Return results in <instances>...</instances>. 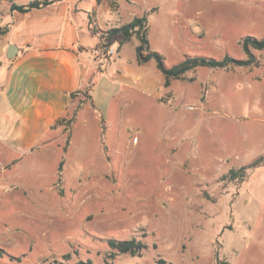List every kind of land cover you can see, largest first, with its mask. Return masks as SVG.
Listing matches in <instances>:
<instances>
[{
  "label": "rangeland",
  "instance_id": "1",
  "mask_svg": "<svg viewBox=\"0 0 264 264\" xmlns=\"http://www.w3.org/2000/svg\"><path fill=\"white\" fill-rule=\"evenodd\" d=\"M7 4L0 0V12ZM263 7L264 0H129L121 16L147 12L149 43L171 68L186 56L247 59L242 39L264 38ZM253 53L258 66L185 74L179 81L191 91L173 102L175 114L150 103L121 111L115 102L100 119L66 120L56 154H16L13 164L0 154V264L65 255L69 264H104L110 241L131 239L148 249L115 264H264V193L249 189L262 183L254 174L264 166V50ZM242 168L243 180L229 178Z\"/></svg>",
  "mask_w": 264,
  "mask_h": 264
},
{
  "label": "crops",
  "instance_id": "2",
  "mask_svg": "<svg viewBox=\"0 0 264 264\" xmlns=\"http://www.w3.org/2000/svg\"><path fill=\"white\" fill-rule=\"evenodd\" d=\"M32 1L1 0L8 4L0 12V154L10 157L8 163H14L16 154H56L63 150L62 121L73 118L75 125L79 119L82 124L90 117L100 119L103 110L108 116L115 102L121 104V111L129 102L150 103L172 114L179 110L173 102L191 89L179 80L166 87L155 60L140 62L137 36L122 46L112 45L115 54L106 57L99 49L101 39L90 25L92 17L106 32L146 11L133 12L124 21L121 7L129 0H47L50 5L30 12L11 10L12 4ZM260 11L264 14V7ZM257 23H264L263 16ZM10 46L15 47L12 59L8 58ZM149 48L152 50L150 43ZM121 134L111 138L112 149L117 139L127 137ZM262 169L264 172L263 166L254 174L262 183L251 184L250 194L261 188L264 193Z\"/></svg>",
  "mask_w": 264,
  "mask_h": 264
},
{
  "label": "trees",
  "instance_id": "3",
  "mask_svg": "<svg viewBox=\"0 0 264 264\" xmlns=\"http://www.w3.org/2000/svg\"><path fill=\"white\" fill-rule=\"evenodd\" d=\"M97 3H101V0H97ZM50 4L51 2L47 0L45 1L34 0L30 2L28 5L12 4L11 10L25 13L46 7ZM113 4H115V2ZM90 25L93 33L95 35H98L101 39V45L99 46V49L104 55L109 49H111L112 45L118 43L120 46H122L128 43L133 38V36H137V38L140 41V45L137 47V55L139 57V61L146 63L149 62L150 60H155L159 70L163 73V75L166 78V83H165L166 87H169L171 85L172 80H180L185 74L198 67H206L210 69H227L231 66L234 67L258 66L259 61L256 55L253 53V50H259V51L264 50V38L260 39L253 36H245L242 39V47L247 55V59H236L230 55H226L222 59H215L212 57H205V56H186L185 60H183L181 63L171 68H168L165 65L164 57L160 53L150 50L149 48L148 20L146 14L141 17H135L131 22L126 23L118 28L110 29L106 32L101 31L97 27L92 17L90 20ZM3 32H6V29L3 30ZM61 125H63V121L61 122ZM257 164H258L257 161L254 162L252 167L256 166ZM62 165L63 162L61 163L60 168H62ZM246 170L247 168H242L240 170H231L228 176L229 178H231V180H237V179L243 180L245 178ZM109 245L114 250V253H112L109 256L110 257L109 260H106L104 264H115L113 260L118 255L130 254L133 257L134 256L141 257L143 251L148 249V246H146L143 242L138 241L136 239L124 240V241L112 240L110 241ZM70 259H71L70 255H65L62 260L55 259L48 264H69L68 261H70ZM77 264H95V263L92 262L91 260H87V261L80 260ZM157 264H172V263H168L164 259L159 258L157 260ZM216 264H226V263L221 262L220 259L217 257Z\"/></svg>",
  "mask_w": 264,
  "mask_h": 264
},
{
  "label": "water",
  "instance_id": "4",
  "mask_svg": "<svg viewBox=\"0 0 264 264\" xmlns=\"http://www.w3.org/2000/svg\"><path fill=\"white\" fill-rule=\"evenodd\" d=\"M14 49H15V47L14 46H10V48H9V52H8V58L9 59H12L14 56H15V54H14Z\"/></svg>",
  "mask_w": 264,
  "mask_h": 264
},
{
  "label": "built area",
  "instance_id": "5",
  "mask_svg": "<svg viewBox=\"0 0 264 264\" xmlns=\"http://www.w3.org/2000/svg\"><path fill=\"white\" fill-rule=\"evenodd\" d=\"M114 54H115V51H114L113 49H109V50L106 52L105 56H106V57H111V56H113Z\"/></svg>",
  "mask_w": 264,
  "mask_h": 264
}]
</instances>
